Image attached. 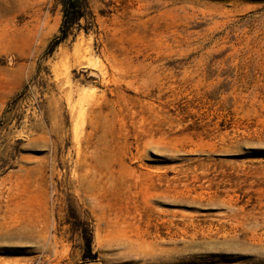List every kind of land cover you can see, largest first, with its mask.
Wrapping results in <instances>:
<instances>
[{"label":"rangeland","instance_id":"obj_1","mask_svg":"<svg viewBox=\"0 0 264 264\" xmlns=\"http://www.w3.org/2000/svg\"><path fill=\"white\" fill-rule=\"evenodd\" d=\"M89 10L0 0V264H264V0Z\"/></svg>","mask_w":264,"mask_h":264},{"label":"trees","instance_id":"obj_2","mask_svg":"<svg viewBox=\"0 0 264 264\" xmlns=\"http://www.w3.org/2000/svg\"><path fill=\"white\" fill-rule=\"evenodd\" d=\"M63 6V21L60 27V34L57 36L56 44L66 40L72 33L75 27H82L81 20L85 19L87 26L85 27L88 32L90 27L94 24V15L89 10V0H60ZM92 19V20H91ZM86 237L85 249L87 252H92V240ZM88 255H85V259Z\"/></svg>","mask_w":264,"mask_h":264}]
</instances>
